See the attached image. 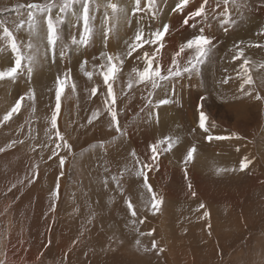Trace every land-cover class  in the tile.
Segmentation results:
<instances>
[{"label":"rangeland","instance_id":"obj_1","mask_svg":"<svg viewBox=\"0 0 264 264\" xmlns=\"http://www.w3.org/2000/svg\"><path fill=\"white\" fill-rule=\"evenodd\" d=\"M123 1L130 15L128 18L122 11L121 22L117 15L119 9L113 12L106 5L116 3L120 7ZM44 2L0 0V19L13 30L24 55L33 57L31 71L25 60L17 78L0 80V131L10 138L8 149L18 145L28 155L29 159L21 152L23 159L19 160L26 166L27 173L32 174L34 166H38V174L39 167L47 170L40 180L26 174L25 181L31 178L30 190H24L21 182L17 195L11 197L15 219L29 224L27 230L23 226L18 230H26V240L36 253L42 252L37 261L29 264H145L149 256H159L165 264H264V99H255L257 94L264 97V0L258 4V10L255 9L258 1L218 2L224 6L213 9L215 12H206L202 19L207 23L208 32L203 28L205 23L201 28L213 38L208 58L192 74L159 81L161 87L154 90L147 82L141 83L144 89L129 88L127 80L133 85V80L139 79L134 73L144 67L145 51L152 54L155 47L145 44L147 48L143 52L135 51L128 57L129 45L135 42L139 31L148 39L156 27L167 23L171 6L175 7L179 0H155L154 9L148 8L147 0H140L141 11L135 14V0H103V7L100 0H94L99 8L90 13L95 34L87 46L71 43L72 37L79 39L82 35V22L75 24L82 0H76L64 13L58 7L62 0H55L57 7L53 8V17L63 20L58 29L55 56L47 40L46 22L39 30L30 29L27 24L19 31L15 28L21 19H27L28 5ZM17 5L21 6L19 11ZM222 10H228L227 16L220 12ZM106 14L110 17L111 32L105 42L102 26ZM46 15L36 13L42 20H46ZM128 28L129 42L124 45L120 34ZM201 28L192 29L191 36L186 34L184 38L193 37ZM0 36L3 37L2 29ZM2 39L0 71H6L16 56L8 40ZM28 44L32 45L31 49ZM234 45L244 50V57L233 59L237 55ZM185 50L187 54L178 62L181 67L195 55L194 49ZM101 53L118 57L113 61L118 71L111 83L115 84L112 89L117 107L114 105V110L121 132L115 130L105 99L99 100L107 93L106 87H96V95L91 94L96 75L99 72L104 79L103 73L107 70L106 55ZM127 57L133 60L131 70L122 69ZM244 59L249 62L247 75L255 80L251 96L245 95L241 88L247 76ZM85 60L87 63H82ZM154 64V68L160 65L159 57ZM75 72L83 77L78 94L70 82ZM88 72L92 73L91 78L86 75ZM66 73L68 83L61 96L57 128H52L57 79ZM162 73L165 74L163 70ZM225 80L227 83L223 82ZM51 87L54 88L50 92ZM243 87L247 90L245 85ZM67 88L71 89V94ZM82 89L84 91H80ZM30 91L35 93L34 99H29ZM21 96L25 99L20 111L3 121V116ZM166 98L171 102L159 105V100ZM128 100H131L130 109L126 104ZM2 109H5L4 114ZM96 111L101 115L90 124ZM201 111L207 115V131L199 126ZM57 130L72 148L70 151L56 149L67 157L66 163L61 169L54 162L48 171L47 164L55 159V156L49 159L52 146L61 143ZM209 135L231 138L208 141ZM165 137H171L175 146L163 151L167 145H160L158 160L152 162L150 146ZM193 146L197 149L195 158L185 164L187 151ZM133 150L135 158L131 155ZM6 153H0L4 164L1 167H6L2 178H7L11 172ZM245 158L251 164L241 170ZM162 161H166L167 166L169 162L170 166L165 175L158 168ZM145 163H154L150 171L154 174L147 173L152 191L143 176L138 175ZM53 169L65 171L59 198L55 195L57 183L60 187L59 172ZM165 189L171 194L165 193ZM153 191L163 201L159 211L152 208ZM129 202L132 209L128 207ZM133 210L136 216H132ZM7 214L0 219V258L3 259L1 254L6 241L3 222ZM65 233L71 237L64 236ZM153 241L157 248L152 247ZM159 248L164 251L160 252ZM152 264L164 263L155 259Z\"/></svg>","mask_w":264,"mask_h":264},{"label":"snow or ice","instance_id":"obj_2","mask_svg":"<svg viewBox=\"0 0 264 264\" xmlns=\"http://www.w3.org/2000/svg\"><path fill=\"white\" fill-rule=\"evenodd\" d=\"M76 0H62V3L58 5L59 11L61 13L66 12L67 10L71 9L73 5L75 4ZM208 0H202V5L199 7L196 11H194L191 14V17H201L206 14V5H207ZM230 2H234V0H225V4H229ZM148 3V8L149 9H154L155 7V0H147ZM189 3V0H179V2L176 4L174 11L182 10L185 6H187ZM20 5L16 6V10L19 11ZM57 7L55 4V0H45L44 3H32L27 6L28 8V16L27 19H21L19 23L15 25L16 31H19L21 28L27 24V26L30 29L34 30H39L41 27L44 26L46 22V33H47V40L48 43L52 46V53L53 56H55L56 52V45L59 40L58 36V29L60 24L63 23V20L60 19L59 17L54 18L53 17V8ZM106 7L111 8L113 12H116L118 10V5L116 3H109L106 5ZM99 5L94 3V0H82V5H81V12L77 16V19L75 21L76 25H80L82 22V35L80 36L79 39L76 37L71 38V43L73 45H85L87 46L90 42V39L92 36L95 34V29L94 25L92 23V16L91 12L94 10H98ZM141 11L140 8V0H135V8L133 10L134 14L135 12ZM46 13V20H42L36 16V13ZM153 17H156L157 13L153 11ZM185 19L184 23L188 24L189 20L191 19ZM110 20V17L106 14L105 15V24L102 26V35L103 39L105 42L108 39V35L111 32V27L108 26V21ZM0 29H2V35L5 39L8 40L9 46L11 50L15 53V60L12 64V66L8 67L6 71H0V80H4L6 78L10 79H15L18 77L20 70L24 67V61L27 60L29 63V68L28 71H31V63L33 61V57L31 54L28 56H25L21 44L18 43L17 41V36L14 34L13 30H11L9 27L6 26V22L3 19H0ZM170 30V25L168 23H163L162 27L157 28L155 32H152L149 34V38L145 39L144 38V33L143 31H139L136 36H135V42L131 45H129L128 49V55L131 56L133 52L136 51L137 48L142 47L144 44H151L155 45V51L149 55L147 52L144 53V58L146 61V66L144 67L143 71H140L138 73L139 79L138 83H150L151 88L154 90L156 88L161 87V84L159 81H169L173 80L175 78H179L184 75V73H189L192 74L194 70L200 65L208 56L210 55L212 51V46H213V38L209 35L205 34V30L201 28L199 30V33L194 35L193 37L188 38L180 47L178 52L176 53L177 57L180 56L181 53L185 51V49H194L195 50V55L187 62V65L184 67H181L180 64L178 63L177 59H173L171 61V66L166 68L164 71L166 74L162 73L161 66L157 64V66L154 68V61L159 57L160 51L164 48V39L167 35V33ZM243 43V42H241ZM234 47L237 48V55L233 57V59H239L241 57H244V50L240 48L237 45H234ZM28 48L31 49L32 45L28 44ZM47 54V50H46ZM61 56H63V51H61ZM101 55H106L104 53H101ZM107 59V65L106 68L107 70L103 73L104 77V83L107 85V97L105 98V104L107 105V111L110 112L112 120L115 122V130L117 132H121L119 120L117 117V112L114 110V105L116 104V98L113 93L112 89V84L109 83L115 76V74L118 71L117 64L114 63V59H118V57H113L112 55H106ZM82 63L86 64L87 61H83ZM122 63V61H121ZM248 60L244 59L243 60V65L245 66V72L248 71L247 65H248ZM264 67V65H262ZM70 73V69L68 70ZM89 78H91L92 73L88 72L86 73ZM68 75L67 73L63 78H58L57 79V84L58 88L56 91V104H55V111L51 116V125L52 128H57V117L59 115L60 109H61V96L65 91L66 83H67ZM224 83H227V80L223 81ZM254 81L252 79L251 75H247L246 78L243 80V84L241 85L242 90L245 91V95L251 96L252 93L244 89V85H253ZM128 87H132L131 80L128 84ZM72 88L75 89V84H72ZM97 89L93 88L91 90V94L93 96L96 95ZM29 99H34L35 98V93L30 91L28 94ZM108 97L111 99L109 100ZM25 99L24 96L19 97V99L16 101V103L12 106L11 110L8 111L4 116H3V121L9 120L13 114L17 113L20 111L21 106H22V101ZM255 99L260 100L264 99V97H261L259 94L255 96ZM170 99H160L159 100V105H166L170 103ZM151 103V101H149ZM201 108H203V104L200 105ZM101 113L99 111L93 112L92 118L89 120V123L91 124L94 120L98 119ZM206 121H207V115L204 111H201L199 114V126L201 129L204 131H207L206 127ZM122 134V133H121ZM56 135L61 141V143H56L55 149H67L71 150L72 145L67 142L65 137L59 133L57 130ZM231 137H213L212 135L207 136L208 141H212L213 139H230ZM15 143V142H13ZM166 144L167 147L163 149V151H170L175 145L171 137H165L163 140L158 141L157 143H154L150 146L151 148V161L155 162L158 160V157L160 155L161 149L160 145ZM55 149L52 151V155L49 156V159H52L53 156L58 157L59 159V165L61 168L66 163V156H61ZM0 151H4L3 148H0ZM197 149L195 146L191 147L188 151L187 154L184 158V163L187 164L191 161L194 160L195 156L194 154L196 153ZM131 155L135 158L136 153L133 150ZM251 164V161L247 158H245L244 161H242L240 168L241 170L247 169L249 165ZM154 167V163H145L141 166L140 171L138 172V175L143 176L144 181L149 189V191H152V187L150 184L147 183L148 181V176L147 173L150 172ZM234 170V169H233ZM185 173L187 174V168L184 169ZM220 171H223L221 169ZM38 175V166H34L32 176L35 177ZM60 177H63L64 172L61 171L59 173ZM29 182H31V178L29 179ZM189 188H191V184L188 185ZM16 188V184H12L11 187L8 189L9 192L12 191V189ZM55 195L58 197L59 195V183L56 185V192ZM192 195L195 196L196 193L192 192ZM162 198H159L156 196L155 192L153 191L152 193V208L154 211H159L161 205H162ZM54 207V206H53ZM128 207L132 209V204L129 202ZM201 207H204V205H201ZM207 215V213H205ZM132 216H136L135 210L132 211ZM135 223V221H133ZM210 227V226H209ZM154 231V230H153ZM51 243V241H49ZM139 244V241H137ZM153 248H157V243L153 241L152 243ZM160 252H163V248H159ZM0 264H5L4 260H0Z\"/></svg>","mask_w":264,"mask_h":264},{"label":"bare ground","instance_id":"obj_3","mask_svg":"<svg viewBox=\"0 0 264 264\" xmlns=\"http://www.w3.org/2000/svg\"><path fill=\"white\" fill-rule=\"evenodd\" d=\"M103 0H100V4L101 6L103 5L102 3ZM222 0H208L207 2V5H206V12H215V11H212L213 9H216L220 6H224L222 4H218V2H220ZM225 1V0H223ZM246 1V0H245ZM255 1H258L257 2V7L255 8L256 10H258V4L261 2V0H250V2L254 3ZM127 2V1H126ZM244 2V1H243ZM249 2V0H248ZM128 3V2H127ZM251 3V4H252ZM264 3V2H263ZM241 4V3H240ZM202 5V0H189V3L187 6H185L182 10H178V11H174L173 9H175V7H173V5L171 6L172 8L170 9V16H169V19L167 21V23L170 25V30L169 32L167 33L163 43H164V48L160 51L159 53V60H160V66H161V69L163 70V72H165L164 70L168 67L171 66V61L173 59H177V61L179 62L183 56H185L187 54L186 50L180 54L179 57H177L176 53L178 52L179 50V47L185 42V38L184 36L186 34H189L191 36L192 34V29H197L198 28H201L203 27V24L205 23V26L203 28H205V30L208 32V26H207V23L202 19H203V16L201 17H191V14L196 11L199 7H201ZM103 7V6H102ZM102 9V8H101ZM119 9V12L117 13V15L120 17L119 18V21L123 22V13L121 14L122 11H125L126 12V15H128V18H129V8H128V5L124 3H121L120 7H118ZM229 9V8H228ZM262 9V8H261ZM262 11L264 12V9H262ZM222 14L226 15L228 12L225 11V10H222L220 11ZM231 12V11H230ZM220 13V14H221ZM100 14L103 15L100 11ZM227 16V15H226ZM189 17H191V19L189 20V23L188 24H185L184 23V20L185 19H189ZM205 17V15H204ZM137 20V19H136ZM139 22V21H138ZM138 24V23H137ZM195 24L197 26H195ZM133 27V25H132ZM192 27V28H191ZM157 28H160V25ZM130 28H128L125 32L124 31H121V36H122V39H121V42L124 43V45H127V43L129 42L128 41V34L127 32L129 31ZM196 32V31H195ZM208 35V33H207ZM25 36H23V40L25 42H27L25 39H24ZM3 37L0 36V40L3 42L4 40L2 39ZM119 39V38H118ZM133 41H131L130 45L132 44ZM5 44V43H4ZM9 45V44H8ZM7 45V46H8ZM123 47V46H122ZM152 47L156 48L155 45H152ZM147 48V46L144 44L142 47L140 48H137L136 51H142L145 50ZM28 49V48H26ZM125 47H124V52H125ZM30 52V50H29ZM146 52V51H145ZM147 53L149 55H151V53L147 50ZM129 57V55H128ZM126 60H123V65L124 67L122 69H125V67L129 70L132 69V66H133V60L131 58H128ZM143 60H144V67L146 66V61H145V58L143 57ZM155 65V64H154ZM99 67H102V66H99ZM144 67H140V68H137L136 69V72L134 73V76L136 77H139L138 76V73L140 71H143ZM106 68V67H105ZM106 70V69H105ZM104 70V71H105ZM78 71V69H77ZM81 71V70H80ZM103 71V72H104ZM245 71V69H244ZM98 72V71H97ZM246 75H247V72H245ZM85 74V73H84ZM126 74V73H125ZM166 74V72H165ZM73 76V81H70L71 83H74L75 84V89H73L77 94H78V90H79V86L82 85V83L80 84V80L81 78H83L81 76L80 73L78 72H75L72 74ZM117 76V75H116ZM120 76V75H119ZM70 77V76H69ZM121 78H123V81L125 79V77L121 74L120 76ZM95 88L97 87H101L104 86L106 87L107 89V85L104 83V79L100 76H99V72L98 74L96 75V78H95ZM113 80V79H112ZM109 81L110 83L112 82ZM83 81V80H82ZM81 81V82H82ZM114 81V80H113ZM196 80H194L195 82ZM255 82V80H253ZM88 82V81H87ZM117 82V81H116ZM127 82L129 83V80H127ZM51 83V82H50ZM68 83V82H67ZM112 84V88L114 87L115 84L111 83ZM119 84V83H118ZM49 84L46 85V87H48ZM89 85V84H88ZM92 85V84H91ZM132 86H136V87H140L141 89H144L145 86L142 85L141 83H138V79H135L133 80V85ZM246 86V89L249 91V92H252L253 91V85H245ZM93 87V86H92ZM42 88V87H40ZM54 87H51L50 88V92L52 91ZM84 88V87H83ZM90 88V87H89ZM44 89V87L42 88ZM191 89V88H190ZM71 89L70 88H67V91L71 94ZM85 90V88H84ZM83 89L80 90V91H84ZM87 90V89H86ZM47 91V90H46ZM54 92V91H53ZM49 95V93H48ZM67 95V94H66ZM81 95V93H80ZM106 95L107 93H104L100 98L99 100H103L106 98ZM52 96V94H51ZM131 97V96H130ZM110 98V97H109ZM101 102V101H100ZM102 103V102H101ZM130 103H131V100H128L126 102L128 108L130 109ZM56 104V103H55ZM115 107H117V105H115ZM8 110V109H6ZM4 111L5 109H2L1 110V113L4 114ZM64 111V110H63ZM61 112V111H60ZM59 112V113H60ZM7 113V112H6ZM95 121V120H94ZM55 136V135H54ZM55 144V142H54ZM10 146V138L9 136H7L6 134H1V131H0V148H3L4 151H0V153H5L7 152L5 155H6V159H8V163H7V166L9 165L11 167V172L9 173V176L7 178H2L3 175H4V171L6 169V167H1V165L3 166L4 164H2V160L0 161V219H2L4 217V214L5 213H8L6 218L4 220L3 223H5V229H4V235H3V238L4 240V252L3 255L4 256V259L3 257L0 258V260H4L5 261V264H25V263H34L35 261H37V259L42 255V252H35L34 249H33V245L28 242L27 237L26 236V230H27V226L29 225L28 223L27 224H23L19 221H17L15 219V213H14V210H15V207H14V204H13V200L11 199V197H13L14 195H17V188H19L20 186V183L23 182L24 185H25V189L26 191H29L30 188L28 187V185H30V182H27L25 181V177H26V174H28L29 176H32L31 173H27L24 169L26 168V166L24 165V163H20L19 160H22L23 159V155L24 154L27 158H28V155L22 151L19 146L17 145L16 148H13V149H8L7 147ZM52 147L55 148V146L53 145ZM53 148V150H54ZM52 151V150H51ZM56 151V149H55ZM59 151V150H58ZM57 151V152H58ZM22 152V154H21ZM63 152V151H62ZM59 155L61 156H64V154L62 155V153L59 151L58 152ZM64 153V152H63ZM51 154V153H49ZM49 156V155H48ZM31 158V157H30ZM164 158V157H163ZM161 158V159H163ZM29 159V158H28ZM54 159V158H53ZM160 159V160H161ZM167 160V159H166ZM27 164H31V162L29 161H26ZM56 163L58 165H55L56 167L59 166V159L58 157L55 156V159L53 162H50L47 164V168L48 171H49V168H53V163ZM166 162V161H165ZM162 161V163H160V166L158 167L159 168V171L162 175H165L166 172H167V169H168V166H169V162H168V166L167 164ZM182 162V161H181ZM39 165V163H38ZM54 166V167H55ZM44 167V165L42 166ZM55 167V168H56ZM170 167V166H169ZM178 167V166H176ZM8 168V167H7ZM59 168V167H58ZM179 168V167H178ZM62 169V168H61ZM181 169V168H180ZM9 170V169H8ZM54 170V169H53ZM10 171V170H9ZM39 171H40V174H38L37 176H35V178L39 179L40 180V177H41V174L44 172V171H47L45 170L44 168H40L39 167ZM54 171H58V170H54ZM59 172V171H58ZM65 172V171H64ZM47 173V172H46ZM45 173V174H46ZM50 173V172H49ZM52 173V172H51ZM60 173V172H59ZM149 173V172H148ZM151 174H154L153 171L150 172ZM53 174V173H52ZM56 174V173H55ZM49 175V174H48ZM60 177V175H59ZM64 177V176H63ZM63 177H60V187L61 188L63 185H64V182H63ZM151 177V176H150ZM155 178V177H154ZM159 180V179H158ZM57 182V181H55ZM155 182V181H154ZM152 183V182H151ZM12 184H16V188L12 189L11 192L8 191V189L11 187ZM32 188V186H31ZM161 192V190H160ZM165 193H167L168 195L171 194L170 190L169 189H165L164 190ZM167 197V196H166ZM59 198V197H58ZM141 198V197H140ZM168 198V197H167ZM142 200V198H141ZM140 200V201H141ZM173 200V199H172ZM169 202V201H168ZM178 202V201H177ZM167 203V202H166ZM173 203V202H172ZM171 202H169V204H172ZM170 206V205H169ZM167 211V210H166ZM170 211V210H169ZM165 212V211H164ZM149 214V213H148ZM165 214V213H164ZM150 215H153V214H150ZM75 219V218H74ZM16 220V221H15ZM2 222V221H1ZM70 223V222H69ZM175 224V223H174ZM168 225V224H167ZM20 226H23L26 230L24 232H21L18 230V228ZM77 226V225H76ZM165 226V225H164ZM171 226V225H170ZM73 227V226H72ZM32 228V227H31ZM68 231V230H67ZM76 232V231H74ZM20 233H22L20 236ZM64 236L70 238L71 237V234L69 233H65ZM74 238V237H73ZM67 241V240H66ZM65 241V243H66ZM68 242V241H67ZM57 247V246H56ZM188 250V249H186ZM57 251V250H56ZM59 251V250H58ZM62 251V250H60ZM59 251V252H60ZM156 251V250H154ZM53 252V251H52ZM124 252V251H123ZM151 252V251H150ZM62 254V253H61ZM153 254V253H152ZM40 255V256H39ZM144 257V256H143ZM147 257V256H146ZM150 258H147L145 264H152L153 261L155 259H159L161 262H163L165 264V262L158 256V258H152L151 256H149ZM132 262V261H131ZM143 264V262H142Z\"/></svg>","mask_w":264,"mask_h":264}]
</instances>
